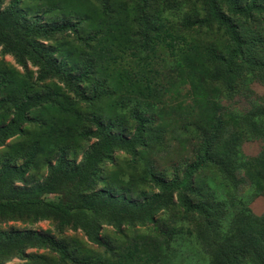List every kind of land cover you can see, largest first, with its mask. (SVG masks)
Returning <instances> with one entry per match:
<instances>
[{
	"label": "trees",
	"instance_id": "obj_1",
	"mask_svg": "<svg viewBox=\"0 0 264 264\" xmlns=\"http://www.w3.org/2000/svg\"><path fill=\"white\" fill-rule=\"evenodd\" d=\"M185 1L0 0V54L22 70L0 60V220L58 228L0 229V264H47L29 249L57 264H166L184 221L208 264H264V215L239 194L264 179V95L241 112L222 104L242 89L253 95L251 82L264 86V0H191L199 9L177 28L167 14ZM181 28L223 41L205 44ZM167 65L174 85L161 81ZM169 90L181 98L166 103ZM167 131L190 157L159 170L148 157L164 150ZM250 139L261 151L241 159ZM119 153L132 171L143 162L134 189L103 177ZM40 168L46 177L33 181ZM207 170L223 199L198 183ZM172 208V222L158 221ZM138 227L147 234L126 240L124 230Z\"/></svg>",
	"mask_w": 264,
	"mask_h": 264
},
{
	"label": "rangeland",
	"instance_id": "obj_2",
	"mask_svg": "<svg viewBox=\"0 0 264 264\" xmlns=\"http://www.w3.org/2000/svg\"><path fill=\"white\" fill-rule=\"evenodd\" d=\"M10 0H6V3ZM198 7L199 4H193L191 0H186L182 10L180 12L175 13H168L167 16L170 18L173 22L175 27L180 28L182 20L189 15L194 17L195 9ZM190 13V14H189ZM182 29V28H181ZM183 34L190 35L193 37H196L197 39H201L203 43L205 44H221L223 41V37L218 33H207V34H195L193 32H189L187 30L182 29ZM1 52V50H0ZM0 60H3L5 63L17 68L20 72L22 71L15 63L12 56H1L0 54ZM170 69L168 68H162V79L161 81L163 84H166L168 82L174 83L176 82L175 76L174 77H168V72L170 73ZM171 76V74H170ZM248 88L252 92L253 95L247 96V92L242 89V92H237L234 95L230 97H224L225 99L222 100V104L224 107L228 109L231 113L241 112L246 110L249 105L248 102L250 100H255L256 97H261L264 95V86L260 85L257 82H251L247 84ZM171 87V84H170ZM177 97L174 92H171V90L167 91L165 96L162 98L166 103H174L175 101L179 100L180 94L176 93ZM173 118H177L173 115ZM168 130L173 131L174 130V123H171ZM171 131H167L165 135V148L160 153H154L151 154L148 159L152 161L155 165V167L159 170H163L164 168L168 167L172 163L178 162L180 159L181 161L189 160V150L186 149L185 146L178 144L176 141H174L172 138ZM262 142L258 139H250L249 141L244 142L240 148H239V157L244 160H251L255 157H257L261 151L262 148ZM79 161V160H78ZM130 157L127 155H124L122 153L116 154L114 157V161L110 164H106L103 166V177L112 181V178L114 176L118 178H123L125 182L130 180V183L132 185V189L138 186V175L140 174V166L143 162L138 161V165H136L137 170L132 171L130 167ZM132 173V175L130 174ZM113 176V177H112ZM46 177V171L42 168H40L36 173L33 174L32 180L33 181H42ZM257 179V178H256ZM200 184H210L211 188H214L218 195L220 196L222 193L221 187L219 184L221 183L220 180L212 174L210 171H206L204 173H201L198 183ZM208 187V186H207ZM240 196H242L247 202V207L250 210V213L254 216H262L264 215V179H257L252 182L250 185V182L246 184V186H243L239 190ZM224 195V194H223ZM221 195L219 199H223L224 196ZM223 196V197H222ZM179 212L178 208H172L167 213L159 214L157 216L158 221H167L172 222L174 220L175 214ZM227 218H230L229 215H227ZM179 220L176 219V223H178ZM184 225V230L186 227L189 229L187 231L183 232L182 238L177 239L176 244L174 247H172V250L170 251V254L167 257L166 264H208L209 257L205 255L201 248L196 244L195 240V233H196V226L192 221H184L183 224L179 222V226ZM16 229V230H36V231H51L52 234H58L57 232V225L52 220L37 222V223H31L26 219L21 220H0V229L1 230H8V229ZM146 228H135L132 230H124V235H126L128 239H131L135 237L137 234H147ZM103 235H108L110 238H119L117 237L112 229L110 227H104L102 231ZM63 236L64 237H75L82 241H86L85 237L83 236V233L81 231H73L70 228H65L63 230ZM124 239V238H123ZM26 254H38L43 255L47 257V264H57V259L54 254H49L48 251L45 250H36V249H29L26 251ZM24 261L21 259H13L9 264H21Z\"/></svg>",
	"mask_w": 264,
	"mask_h": 264
}]
</instances>
